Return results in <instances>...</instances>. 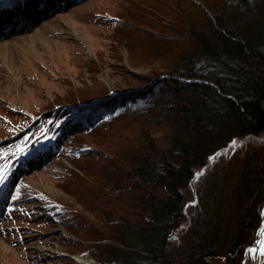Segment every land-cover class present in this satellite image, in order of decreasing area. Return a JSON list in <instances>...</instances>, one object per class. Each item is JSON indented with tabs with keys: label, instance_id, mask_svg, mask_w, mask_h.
<instances>
[{
	"label": "trees",
	"instance_id": "16d2710c",
	"mask_svg": "<svg viewBox=\"0 0 264 264\" xmlns=\"http://www.w3.org/2000/svg\"><path fill=\"white\" fill-rule=\"evenodd\" d=\"M142 2L128 38L147 73L61 106L70 135L91 134L79 148L97 174L79 180L99 206L67 227L101 264H240L264 199V0ZM242 137L257 146L193 194L198 168Z\"/></svg>",
	"mask_w": 264,
	"mask_h": 264
},
{
	"label": "rangeland",
	"instance_id": "374dc122",
	"mask_svg": "<svg viewBox=\"0 0 264 264\" xmlns=\"http://www.w3.org/2000/svg\"><path fill=\"white\" fill-rule=\"evenodd\" d=\"M11 1L0 0V5ZM142 1L55 0L57 5L35 25L17 34L21 37L7 39L13 46L10 59L0 50V170L6 177L0 184V264H84L74 259L80 253L101 264L85 250L89 240L67 227L93 221L99 206L91 200L94 191L84 186L91 184L90 177L79 180L86 172L97 174L93 153L79 148L91 134L70 135L61 106L83 99L96 85L125 87L126 76L147 73L145 44L128 38L138 17L147 15ZM255 146L245 137L234 140L198 168L190 190L208 191L214 172L223 166L233 174L237 158ZM77 189L83 190L80 198ZM195 201L194 196L186 209ZM179 236L178 228L172 242L178 243ZM256 236L244 247L240 264ZM35 244L47 245L49 254L42 258Z\"/></svg>",
	"mask_w": 264,
	"mask_h": 264
},
{
	"label": "bare ground",
	"instance_id": "6f19581e",
	"mask_svg": "<svg viewBox=\"0 0 264 264\" xmlns=\"http://www.w3.org/2000/svg\"><path fill=\"white\" fill-rule=\"evenodd\" d=\"M17 1L19 0H14L13 5H11L12 1L9 5L6 2H3L4 5H0V26L4 27V31L0 32V48H2L0 50L6 51L5 54L9 56V59L11 54L10 51L13 46L7 41V39L11 41L21 37L17 34L29 30L32 25H35L34 23L40 20L39 17L41 14H47V11L57 5L55 0H29L28 3L23 2L22 0V6L17 3ZM33 13L35 14L33 15ZM44 18L45 16L42 17V19ZM13 22H15V24H12ZM32 248L34 251L40 252L41 256H43L42 258L49 254L47 253L49 247L45 244H35ZM250 249H252V251H249ZM262 253H264V228L258 246H250L247 248L243 264H264V254ZM74 259L78 262H83L84 264H95L83 254L75 255ZM42 264L52 263L44 261Z\"/></svg>",
	"mask_w": 264,
	"mask_h": 264
},
{
	"label": "water",
	"instance_id": "95a60500",
	"mask_svg": "<svg viewBox=\"0 0 264 264\" xmlns=\"http://www.w3.org/2000/svg\"><path fill=\"white\" fill-rule=\"evenodd\" d=\"M246 138V137H245ZM220 151H218L219 153ZM217 153V154H218ZM216 154V155H217ZM190 186H192V183L191 181L189 182ZM260 214H261V221H260V224L257 228V236L255 238V240L253 241V243L250 245L251 247H257L258 246V242H259V239L262 235V232H263V228H264V199L262 201V204H261V207H260ZM250 246L246 247L245 249L247 250V248H249ZM80 254H83V255H86V253H80ZM246 254V253H245ZM87 256V255H86ZM89 260L92 262V263H95L97 264L93 259L89 258Z\"/></svg>",
	"mask_w": 264,
	"mask_h": 264
},
{
	"label": "snow or ice",
	"instance_id": "6c2138e0",
	"mask_svg": "<svg viewBox=\"0 0 264 264\" xmlns=\"http://www.w3.org/2000/svg\"><path fill=\"white\" fill-rule=\"evenodd\" d=\"M5 178L6 177H5L4 172L2 170H0V184H2L4 182ZM249 251H252V249H250ZM262 254H264V253H262Z\"/></svg>",
	"mask_w": 264,
	"mask_h": 264
}]
</instances>
